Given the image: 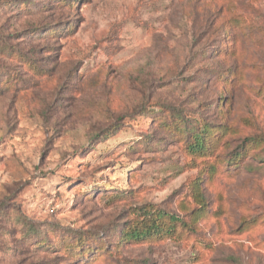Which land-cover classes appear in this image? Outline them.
Segmentation results:
<instances>
[{
	"label": "rangeland",
	"instance_id": "374dc122",
	"mask_svg": "<svg viewBox=\"0 0 264 264\" xmlns=\"http://www.w3.org/2000/svg\"><path fill=\"white\" fill-rule=\"evenodd\" d=\"M4 41L0 264H264V0H0Z\"/></svg>",
	"mask_w": 264,
	"mask_h": 264
},
{
	"label": "trees",
	"instance_id": "16d2710c",
	"mask_svg": "<svg viewBox=\"0 0 264 264\" xmlns=\"http://www.w3.org/2000/svg\"><path fill=\"white\" fill-rule=\"evenodd\" d=\"M14 47L8 45L7 41L3 42V46L0 47V51H3V54H10V58L19 59L23 67H31L34 69L35 64L30 60L26 55L21 54L19 51L15 52ZM5 54V55H8ZM2 71V67L0 66V72ZM15 79L10 82H6L3 85L0 84V93L4 91H14L17 92L19 87L17 84H20L17 76L15 75ZM206 127V126H204ZM204 131V130H203ZM192 145H190V150L192 152H199L203 149V134L202 132H193L192 134ZM194 202L199 209L196 213H200L205 208V200L203 199V195L201 194L198 186H195L194 194H193ZM139 220L134 224L129 223L123 230L120 232V240L124 243H133L139 242L155 237H161L163 235L172 236L174 235V230L176 228V224H180L183 228H188L189 224L182 221L176 216H172L169 214H164L161 212H152L150 208L141 207ZM167 218L168 226H163L164 219Z\"/></svg>",
	"mask_w": 264,
	"mask_h": 264
}]
</instances>
